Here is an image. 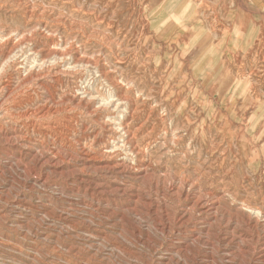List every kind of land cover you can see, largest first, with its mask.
I'll list each match as a JSON object with an SVG mask.
<instances>
[{
	"label": "rangeland",
	"instance_id": "rangeland-1",
	"mask_svg": "<svg viewBox=\"0 0 264 264\" xmlns=\"http://www.w3.org/2000/svg\"><path fill=\"white\" fill-rule=\"evenodd\" d=\"M6 62L0 132L29 143L0 135V264L256 263L264 223L247 253L220 234L242 244L248 208L264 213V0H0ZM181 175L246 210L179 231L162 212ZM192 227L205 241L177 254Z\"/></svg>",
	"mask_w": 264,
	"mask_h": 264
},
{
	"label": "bare ground",
	"instance_id": "bare-ground-1",
	"mask_svg": "<svg viewBox=\"0 0 264 264\" xmlns=\"http://www.w3.org/2000/svg\"><path fill=\"white\" fill-rule=\"evenodd\" d=\"M19 3V2H18ZM32 4V3H31ZM28 6V5H27ZM183 8V7H182ZM181 8V9H182ZM36 9V8H35ZM35 11V10H34ZM42 14H43V12H42ZM64 17V16H63ZM28 18V17H27ZM199 18V17H198ZM53 19V18H52ZM73 23V22H72ZM170 24V23H169ZM78 25V24H77ZM168 26V25H167ZM64 29V28H63ZM214 29V28H213ZM14 31V30H13ZM37 31V30H36ZM3 32V31H2ZM196 33V32H195ZM46 34V33H45ZM80 34V33H79ZM22 35H24V34H22ZM21 35V36H22ZM12 36V35H11ZM58 38V37H57ZM88 38V37H87ZM24 40V39H23ZM88 40V39H87ZM22 41V40H21ZM28 41V40H27ZM74 41V40H73ZM80 41V40H79ZM66 43V42H65ZM5 45V44H4ZM13 47V46H12ZM22 47V46H21ZM11 48V47H10ZM14 48V47H13ZM67 48V47H66ZM60 49V48H59ZM81 49V48H80ZM12 50V49H11ZM15 50H16V48H15ZM28 50V49H27ZM57 50V49H56ZM73 50V49H72ZM22 52V51H21ZM60 52V51H59ZM62 52V51H61ZM61 52H60V55H61ZM77 52V51H76ZM197 52H198V50H197ZM8 53V52H7ZM19 53V52H18ZM48 53V52H47ZM5 54V53H4ZM13 54V53H12ZM57 54V53H56ZM28 55V54H27ZM59 55V56H60ZM4 57H6L5 55H4ZM13 57V56H12ZM57 58V57H56ZM73 58V57H72ZM83 58V57H82ZM13 59V58H12ZM92 59V58H91ZM22 60V59H21ZM93 60V59H92ZM13 62V61H12ZM42 62V61H41ZM57 62V61H56ZM7 63L8 62H6V63H3L2 65H0V78L3 76V74L5 73V71H4V69L7 67ZM9 64V63H8ZM53 64V63H52ZM59 64V63H58ZM42 65V64H41ZM51 65V64H50ZM86 65H88V64H86ZM47 66V65H46ZM32 67V66H31ZM102 67V66H101ZM16 68V67H15ZM40 68V67H39ZM43 69V68H42ZM41 69V70H42ZM18 70L19 69H17V70H15L16 71V73H19L18 72ZM38 70V69H37ZM40 70V71H41ZM63 70V69H62ZM96 70V69H95ZM229 70V69H228ZM32 71V70H31ZM50 71V70H49ZM32 73V72H31ZM95 73V72H94ZM54 74V73H53ZM36 76V75H35ZM74 78H76V77H74ZM115 78V77H114ZM24 79V78H23ZM27 81V80H26ZM29 81V80H28ZM79 83V82H78ZM59 84V83H58ZM11 86V85H10ZM14 86V85H13ZM19 86V85H18ZM17 87V86H16ZM14 88H15V86H14ZM46 88V87H45ZM2 89V88H1ZM3 89H5V88H3ZM6 89H7V87H6ZM11 89V88H10ZM12 90V89H11ZM17 90V89H16ZM13 91V90H12ZM17 92V91H16ZM20 93V92H19ZM65 94V93H64ZM18 95V94H17ZM40 95V94H39ZM67 95V94H66ZM9 96V95H8ZM53 96V95H52ZM77 98V97H76ZM81 99H82V97H81ZM54 100V99H53ZM74 100V99H73ZM129 100V99H128ZM63 102V101H62ZM80 102V101H79ZM56 103V102H55ZM93 103V102H92ZM97 103V102H96ZM51 105V104H50ZM49 105V106H50ZM133 105V104H132ZM74 106V105H73ZM124 106V105H123ZM104 107H105V104H104ZM40 108V107H39ZM38 108V109H39ZM50 108V107H49ZM73 108V107H72ZM28 109V108H27ZM26 109V110H27ZM35 109V108H34ZM104 109V108H103ZM116 109V108H115ZM136 109V108H135ZM42 110V109H41ZM40 110V111H41ZM113 110V109H112ZM37 111H39V110H37ZM37 111H36V113H37ZM67 111V110H66ZM259 111V110H258ZM32 112H33V110H32ZM31 112V113H32ZM45 112V111H44ZM43 112V113H44ZM72 112V111H71ZM42 113V112H41ZM35 114V113H34ZM45 114V113H44ZM89 114V113H88ZM87 114V115H88ZM133 114V113H132ZM149 114V113H148ZM37 115V114H36ZM48 115V114H47ZM46 115V116H47ZM16 116H17V114H16ZM44 116V115H43ZM90 117V116H89ZM103 117V116H102ZM1 118V117H0ZM118 118V117H117ZM149 118V117H148ZM92 119V118H91ZM144 122H146V121H144ZM76 124V123H75ZM33 128V127H32ZM143 128V127H142ZM86 129V128H85ZM108 129V128H107ZM112 129V128H111ZM144 129V128H143ZM140 130H142V129H140ZM3 131V130H2ZM0 132V135L1 136H3L4 137V140L11 146V148H12V150L14 151L15 149H20V148H23L24 146H26L27 145V143H29V141L25 138V139H23L22 137V139L21 138H19L17 135V137L19 138V139H21V140H19L20 141V144L18 143V140L17 139H15V140H17V142H15L14 141V139H13V137H14V134L13 133H7V132ZM6 131H8V130H6ZM16 131V130H15ZM61 131V130H60ZM145 131V130H144ZM143 131V132H144ZM173 131H175V130H173ZM11 132V131H10ZM50 132V131H49ZM114 132V131H113ZM142 132V131H141ZM152 132V131H151ZM180 132V131H179ZM15 133V132H14ZM131 132H129V130H128V126L126 127V126H124V127H122L121 129H119L117 132H116V134L115 135H117V136H119L120 137V139H123V142L124 143H129L130 144V140H131V138H130V134ZM152 134V133H151ZM25 135V134H24ZM52 135V134H51ZM150 135V134H149ZM153 136H154V134H152ZM131 136H134V135H131ZM151 136V135H150ZM48 137H49V135H48ZM152 137V136H151ZM85 138V137H84ZM132 138H134V137H132ZM146 138H147V136H146ZM90 139V138H89ZM119 139V138H118ZM152 139V138H151ZM154 139V138H153ZM114 140V139H113ZM150 140V139H149ZM148 140V141H149ZM57 141V140H56ZM110 141V140H109ZM147 141V140H146ZM147 141V142H148ZM86 142V141H85ZM151 142V141H150ZM18 143V144H17ZM49 143V142H48ZM111 143V142H110ZM179 143V142H178ZM73 144V143H72ZM79 144V143H78ZM94 144V143H93ZM92 144V145H93ZM150 144V143H149ZM154 144V143H153ZM29 145V144H28ZM132 145H133V142H132ZM9 146V147H10ZM127 146V145H126ZM29 147V146H28ZM133 147V146H132ZM93 148V147H92ZM111 147H108L107 149H106V152H107V150H109ZM114 150H116L117 148H116V146H113L112 147ZM119 148V147H118ZM130 149H131V147H130ZM134 149H136V147L134 148ZM134 149H132V150H134ZM40 150V149H39ZM84 150V149H83ZM89 150V149H88ZM117 150H119V149H117ZM137 150V149H136ZM11 151V150H10ZM75 151V150H74ZM82 151V150H81ZM90 151V150H89ZM110 151L111 152H113L111 149H110ZM110 151H109V153H110ZM143 150H141L140 152H142ZM40 152V151H39ZM87 152V151H86ZM86 152L84 153V151H82V152H80V153H78L77 152V154L80 156V157H83V160H82V163H84L85 165L86 164H89L90 162H91V159H90V157L86 154ZM130 152H131V150H130ZM135 152H137V151H135ZM36 153H37V151H36ZM72 153V152H71ZM88 153V152H87ZM108 153V154H109ZM138 153V152H137ZM146 153V152H145ZM148 153V152H147ZM146 153V154H147ZM89 154V153H88ZM138 154H141V153H138ZM187 154V153H186ZM34 155V154H33ZM36 155V154H35ZM145 155V154H144ZM148 155V154H147ZM251 155H252V153H251ZM62 156V155H61ZM73 156V155H72ZM112 156V155H111ZM139 156V155H138ZM149 156V155H148ZM98 157V156H97ZM122 157V156H121ZM145 157V156H144ZM187 157V156H186ZM79 158V157H78ZM141 158H142V156H141ZM149 158V157H148ZM187 158H189V157H187ZM45 159V158H44ZM142 159H144V158H142ZM146 159V158H145ZM182 159H184V156L182 157ZM70 160V159H69ZM100 160V159H99ZM47 161H48V159H47ZM46 161V163H48ZM50 161V160H49ZM62 161V160H61ZM110 161V160H109ZM114 161V160H113ZM142 161V160H141ZM40 162V161H39ZM111 162V161H110ZM110 162H106L105 164H107V165H105V168L107 169V171H108V173L111 171V170H113V169H117L118 168V162L117 163H110ZM77 163V162H76ZM141 164L139 165V167H141L143 164V162H140ZM158 163V162H157ZM34 164V163H33ZM62 164V163H61ZM122 164H124V163H122ZM44 165V164H43ZM46 165V164H45ZM121 165V164H120ZM42 166V165H41ZM47 166V165H46ZM45 166V167H46ZM85 167V166H84ZM143 167V166H142ZM51 168H53L54 169V171L55 170H58V166H51ZM87 168V167H86ZM125 169H126V167H124ZM133 168V167H132ZM26 169H27V167H26ZM96 169V168H95ZM100 169H102V168H100ZM105 169V170H106ZM130 169H131V167H130ZM138 169V168H137ZM144 169V168H143ZM145 169H146V167H145ZM28 170H30V169H28ZM79 170V169H78ZM89 170V169H88ZM103 170V169H102ZM128 170H129V167H128ZM135 170V169H134ZM133 170V171H134ZM147 170V169H146ZM146 170H143V171H146ZM25 171V170H24ZM74 171H76V170H74ZM117 172H118V170H116ZM121 170H119V172L118 173H122V171L120 172ZM127 171V170H126ZM210 171V170H209ZM4 172V171H3ZM67 172V171H66ZM72 172V171H71ZM114 172V171H113ZM135 172V171H134ZM196 172H198V171H196ZM56 173V172H55ZM105 173H107L106 171H105ZM107 173V174H108ZM116 173V172H115ZM118 173H116V174H118ZM133 173V172H132ZM138 173V175H140V174H142V171L140 170V171H138L137 172ZM68 174V173H67ZM69 174H72V173H69ZM68 174V175H69ZM129 174V173H128ZM135 174V173H134ZM198 174H200V173H198ZM198 174H197V177H198ZM42 175V174H41ZM146 175V174H145ZM186 175V174H185ZM205 174H203V177H205L204 176ZM102 176V175H101ZM144 176V175H143ZM147 176V175H146ZM145 176V177H146ZM153 176V175H152ZM180 176V175H179ZM154 177V176H153ZM152 177V178H153ZM192 177V176H191ZM202 177V178H203ZM177 178V177H176ZM56 179V178H55ZM146 179H149V178H146ZM197 179V178H196ZM200 179H201V175H200ZM84 180V179H83ZM83 180H81V181H83ZM135 180H137V178L135 179ZM164 180V179H163ZM180 180V181H179ZM179 180H176V181H179L180 183L179 184H177L176 182V185L173 183V181H172V183L171 184H169V185H167L168 187H167V189H165V190H167L170 194V196L171 197H173V198H175V200H177L178 201V210L176 211L177 212V214L175 215V217H173V215L174 214H172L171 212H169L167 209H169V207L167 208H165L166 210L164 211L163 209V211L164 212H162V211H160V212H162V213H164L163 215H162V217L164 218V219H166V221H170V223H171V220H173V223L175 224V226H177L178 228L177 229H179V231H180V229H183V227H185L186 226V228H187V225H189L192 221H193V219H194V217L196 216V218H197V221H196V219H195V221H194V223L193 224H195V226H197V225H199V224H201V225H203L205 228L202 230L203 232H206L207 233V236L209 235L208 233L210 232V228H211V226H213L214 224H215V226L216 225H219L220 224V222H223V221H225L227 224H230L231 223V220L233 219V218H237L238 219V216H239V214L238 213H240V212H242L241 210L243 209V211L244 210H246L245 208H240V207H238V208H235V209H233V206L234 205H232V204H230V203H228L227 202V199H226V197H225V194L227 193V192H223V190H219V189H217V188H215V186L214 185H211V186H214V187H211V186H204V184H202V181H191L190 180V177L187 175V176H183V175H181V177L179 178ZM192 180H194V179H192ZM198 180V179H197ZM80 181V182H81ZM85 181V180H84ZM152 181V180H151ZM165 181V180H164ZM190 181H191V183H190ZM243 181V180H242ZM36 182V181H35ZM86 182V181H85ZM157 182V181H156ZM162 182V181H161ZM167 182V181H166ZM165 182V183H166ZM88 183V182H87ZM152 183V182H151ZM163 183V182H162ZM165 183H164V185H165ZM34 184V183H33ZM158 184H160L159 183V181H158ZM189 184H191V185H189ZM87 185V184H86ZM208 185V184H207ZM90 186V185H89ZM88 186V187H89ZM101 186V185H100ZM81 188V187H80ZM126 188V187H125ZM79 189V188H78ZM117 190H118V188H116ZM132 189V188H131ZM127 190V192H128V189H126ZM119 191V190H118ZM116 192V191H115ZM120 192V191H119ZM119 192H117V193H119ZM123 192H125V190H124V188H123ZM126 192V193H127ZM93 193V192H92ZM105 193V192H104ZM110 193V192H109ZM125 193V194H126ZM120 194V193H119ZM125 194H122L121 193V195L123 196V195H125ZM138 195H140V194H138ZM132 196V195H131ZM136 195H134V197H135ZM228 196V195H227ZM127 197V196H126ZM137 197V196H136ZM231 197V196H230ZM232 198V197H231ZM139 199V198H138ZM141 199V198H140ZM233 199V198H232ZM142 200V199H141ZM235 200H236V197H235ZM124 201V200H123ZM128 201V200H127ZM143 201V200H142ZM141 201V202H142ZM165 201V200H164ZM231 201V200H230ZM234 201V200H233ZM238 201V200H237ZM241 201V200H240ZM129 202V201H128ZM149 202V201H148ZM232 202V201H231ZM122 203V202H121ZM131 203V202H130ZM138 204V203H137ZM141 204H143V203H141ZM145 204V203H144ZM143 204V205H144ZM236 204V203H235ZM238 204V203H237ZM134 205V204H133ZM136 205V204H135ZM148 205V204H147ZM141 206V205H140ZM145 206V205H144ZM143 206V207H144ZM243 206V205H242ZM136 207V206H135ZM146 207H149V210L152 212V213H155V214H157V213H159L160 214V212H159V206H157V207H153V205H152V201H150V203H149V205L148 206H146ZM244 207V206H243ZM139 208V207H138ZM161 208V207H160ZM134 209V208H133ZM139 209H141V208H139ZM138 209V210H139ZM147 209V208H146ZM128 210V209H127ZM132 210V209H131ZM138 210H136L139 214H142V213H140ZM148 210V209H147ZM148 210V211H149ZM135 211V210H134ZM141 211V210H140ZM248 211L249 212H247V213H249L248 215V218H246L247 220H245V221H243L242 222V224H243V230H242V234L240 235L241 236V238H240V242L242 243V244H236V242H235V239H234V235H233V237L230 239V237L229 236H231V235H228V233L226 232H224L223 234L221 233L220 235H222L221 236V240H222V242L223 243H226L227 244V247L228 246H231V245H235L236 246V248L238 249V251L239 252H241V253H247L249 250L250 251H254L255 249H254V247L252 248L251 247V245H250V243L254 240V235H253V230H257L259 227H261V223H264V213L263 212H261L260 210H257V209H252V208H248ZM141 212H143V211H141ZM245 213V212H244ZM244 213H242V214H244ZM137 214V213H136ZM238 214V215H237ZM241 214V215H242ZM143 215V214H142ZM141 215V216H142ZM243 216V215H242ZM245 216V215H244ZM163 219V220H164ZM139 220V219H138ZM198 221H201L200 223H198ZM233 221V220H232ZM234 221H236V220H234ZM238 222V221H237ZM240 222V221H239ZM167 222H165V220H164V222H162L161 220L160 221H157L156 222V225L155 226H157L158 228H160V230H162V231H166V229H167V227L169 228V226H167L168 224H166ZM76 224V223H75ZM70 225V224H69ZM231 225V224H230ZM264 225V224H263ZM203 226H202V228H203ZM153 227V226H152ZM214 227V226H213ZM217 227V226H216ZM242 227V226H241ZM193 228V227H192ZM200 228V227H199ZM212 229V228H211ZM261 230V229H260ZM192 235L190 236V238L189 239H187V240H185L184 242H181L177 247H176V250H175V252L177 253V254H181V253H186V252H188V251H190L191 250V248H192V246L194 245V244H196V243H200V242H204L205 240H203V239H206V238H204L203 236H202V233H197V231H196V227H195V229L193 228L192 229ZM220 232H221V230H220ZM223 232V231H222ZM257 234V233H256ZM210 236V235H209ZM149 238V237H148ZM208 239V238H207ZM234 239V240H233ZM148 240V239H147ZM256 240V239H255ZM151 241V240H150ZM263 241H264V239H263ZM262 241V243H260V240L258 241V245L260 246L259 247V251H258V253H256L257 255L256 256H258L257 257V259H254V260H256V263H254V264H264V242ZM180 242V241H179ZM178 242V243H179ZM207 244V243H206ZM213 244V243H212ZM200 247V246H199ZM214 247V246H213ZM225 253H229V251L228 250H225ZM254 253V252H253ZM169 254V253H168ZM239 254V253H238ZM176 255V254H175ZM244 256V255H243ZM190 260V259H189ZM217 261V260H216Z\"/></svg>",
	"mask_w": 264,
	"mask_h": 264
},
{
	"label": "crops",
	"instance_id": "crops-1",
	"mask_svg": "<svg viewBox=\"0 0 264 264\" xmlns=\"http://www.w3.org/2000/svg\"><path fill=\"white\" fill-rule=\"evenodd\" d=\"M262 105H264V102L262 103Z\"/></svg>",
	"mask_w": 264,
	"mask_h": 264
}]
</instances>
